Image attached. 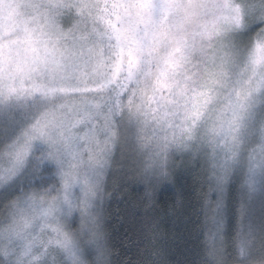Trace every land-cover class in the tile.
<instances>
[{
  "label": "snow or ice",
  "instance_id": "6c2138e0",
  "mask_svg": "<svg viewBox=\"0 0 264 264\" xmlns=\"http://www.w3.org/2000/svg\"><path fill=\"white\" fill-rule=\"evenodd\" d=\"M114 171L146 213L191 174L200 257L264 264V0H0V264H108Z\"/></svg>",
  "mask_w": 264,
  "mask_h": 264
},
{
  "label": "trees",
  "instance_id": "16d2710c",
  "mask_svg": "<svg viewBox=\"0 0 264 264\" xmlns=\"http://www.w3.org/2000/svg\"><path fill=\"white\" fill-rule=\"evenodd\" d=\"M115 181L116 191L106 204L105 224L111 238L118 260L129 264L142 259L141 253L147 248L143 235V224L149 215L160 212L165 204H173L177 193H183L184 202L176 207L171 215H163L162 229L165 238L162 243L166 247L169 264H198L200 259L198 241L191 232L195 184L191 174L179 172L175 186L166 184L156 194L155 207L146 213L137 201L138 193L143 186L126 184L119 171L109 182V191Z\"/></svg>",
  "mask_w": 264,
  "mask_h": 264
},
{
  "label": "clouds",
  "instance_id": "9594fccd",
  "mask_svg": "<svg viewBox=\"0 0 264 264\" xmlns=\"http://www.w3.org/2000/svg\"><path fill=\"white\" fill-rule=\"evenodd\" d=\"M111 248L110 255L108 257V264H121V262L117 258V254L115 252L114 247L109 245ZM86 258H87V264H97V255L98 253L94 248L89 247L86 243L84 244ZM142 259L138 261L131 262V264H152L155 257L152 255L151 251L146 248L142 253ZM123 264H129L128 261L123 262ZM198 264H207L206 260L201 256Z\"/></svg>",
  "mask_w": 264,
  "mask_h": 264
}]
</instances>
